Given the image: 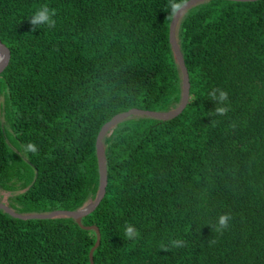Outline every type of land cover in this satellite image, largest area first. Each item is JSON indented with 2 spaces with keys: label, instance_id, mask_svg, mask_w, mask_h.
<instances>
[{
  "label": "trees",
  "instance_id": "trees-1",
  "mask_svg": "<svg viewBox=\"0 0 264 264\" xmlns=\"http://www.w3.org/2000/svg\"><path fill=\"white\" fill-rule=\"evenodd\" d=\"M167 3L0 0V39L12 53L0 75L2 202L20 214L81 209L99 190L102 127L133 108L179 105ZM44 4L56 27L33 31L28 18ZM177 39L187 107L168 121L132 116L104 138L106 194L82 221L101 233L94 264H264V0L198 4ZM213 88L229 93L224 117L210 114ZM28 143L35 154L24 153ZM226 212L231 227L219 235L209 225ZM175 238L186 247L163 251ZM95 243L72 218L0 210V264H90Z\"/></svg>",
  "mask_w": 264,
  "mask_h": 264
},
{
  "label": "water",
  "instance_id": "water-1",
  "mask_svg": "<svg viewBox=\"0 0 264 264\" xmlns=\"http://www.w3.org/2000/svg\"><path fill=\"white\" fill-rule=\"evenodd\" d=\"M210 0H189L185 3L184 8L180 13L173 16L171 25H170V44L172 46V50L176 59V62L180 68L182 75V93H181V101L179 105L169 111H150V110H142L138 108L130 109L129 111L117 114L114 116L109 122H107L101 129L97 142H96V150H97V158L99 165V175H100V185L96 198L93 201L87 203L81 209L75 211H67V210H56L50 213H42V214H20L16 212L14 209L6 205L4 202L0 200V210L5 211L7 214L11 215L14 218L22 219V220H32V219H54L60 217H68L74 219V221L84 230L87 231H95L96 233V243L94 247L90 251V264H94V252L99 247L101 243V233L97 226L90 225L86 226L83 224V218L91 214L95 209L99 206L101 201L103 200L106 194V188L108 184V175H107V158L104 146V138L112 132L114 127H116L121 122L127 120L132 116H148L151 118L158 119L160 121H168L171 120L178 115H180L184 109L187 107L189 98H190V77L189 72L185 64V60L180 49L178 39H177V29L180 23L181 18L184 14L191 9L192 7L207 2ZM228 1H236V2H254L258 0H228ZM11 49L7 43L0 39V75L9 65L11 60Z\"/></svg>",
  "mask_w": 264,
  "mask_h": 264
},
{
  "label": "clouds",
  "instance_id": "clouds-1",
  "mask_svg": "<svg viewBox=\"0 0 264 264\" xmlns=\"http://www.w3.org/2000/svg\"><path fill=\"white\" fill-rule=\"evenodd\" d=\"M186 0H168L166 5V9L169 13V17L175 16L181 12V10L185 6ZM57 11L55 8H50L47 4H44L36 9L32 13V15L28 18L30 24L32 25V30L35 31L40 29L43 26H47L48 29H53L56 27V19ZM208 96L215 103V110L210 113L213 116L224 117L229 112L228 104L229 101V93L222 88H213ZM24 153H33L35 154L38 151L37 146L34 143H28L23 145ZM232 215L229 212L220 214L214 224L209 225L211 229L219 234L223 235L225 231H227L231 227ZM124 235L127 240L135 241L140 233L136 229V227L131 223H126L124 226ZM210 243H215V241H211ZM187 242L182 238H175L168 241L167 245H162L163 251H170L173 248L179 249L186 247Z\"/></svg>",
  "mask_w": 264,
  "mask_h": 264
},
{
  "label": "rangeland",
  "instance_id": "rangeland-1",
  "mask_svg": "<svg viewBox=\"0 0 264 264\" xmlns=\"http://www.w3.org/2000/svg\"><path fill=\"white\" fill-rule=\"evenodd\" d=\"M8 195L9 193H5L4 191L0 190V198H5Z\"/></svg>",
  "mask_w": 264,
  "mask_h": 264
}]
</instances>
